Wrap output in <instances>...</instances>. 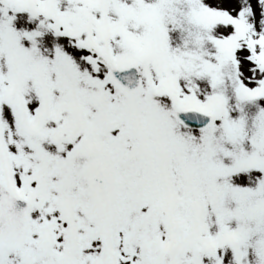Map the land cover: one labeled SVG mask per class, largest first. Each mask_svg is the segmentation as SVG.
Returning <instances> with one entry per match:
<instances>
[{
  "label": "snow or ice",
  "instance_id": "1",
  "mask_svg": "<svg viewBox=\"0 0 264 264\" xmlns=\"http://www.w3.org/2000/svg\"><path fill=\"white\" fill-rule=\"evenodd\" d=\"M0 264H264V0H0Z\"/></svg>",
  "mask_w": 264,
  "mask_h": 264
}]
</instances>
